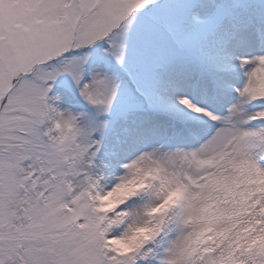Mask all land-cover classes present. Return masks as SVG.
Listing matches in <instances>:
<instances>
[{"label":"snow or ice","instance_id":"1","mask_svg":"<svg viewBox=\"0 0 264 264\" xmlns=\"http://www.w3.org/2000/svg\"><path fill=\"white\" fill-rule=\"evenodd\" d=\"M0 264H264V0H0Z\"/></svg>","mask_w":264,"mask_h":264}]
</instances>
